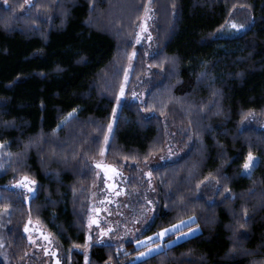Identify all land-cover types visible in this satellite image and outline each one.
I'll list each match as a JSON object with an SVG mask.
<instances>
[{"label":"trees","instance_id":"1","mask_svg":"<svg viewBox=\"0 0 264 264\" xmlns=\"http://www.w3.org/2000/svg\"><path fill=\"white\" fill-rule=\"evenodd\" d=\"M146 8L149 45L138 38ZM231 23L245 27L227 31ZM113 112L104 157L128 189L141 188L154 155L183 153L150 168L147 225L122 242L91 243L87 264H264V0H0L7 264H25L28 219L51 233L61 264L84 263L95 162ZM249 152L257 163L245 175ZM19 176L36 182L28 202L6 188ZM188 217L182 230L198 234L136 259L147 249L137 240Z\"/></svg>","mask_w":264,"mask_h":264},{"label":"rangeland","instance_id":"2","mask_svg":"<svg viewBox=\"0 0 264 264\" xmlns=\"http://www.w3.org/2000/svg\"><path fill=\"white\" fill-rule=\"evenodd\" d=\"M32 0H25V4L29 5ZM151 19L152 14L149 8H146L142 20L139 25V39H144L148 45L150 44L151 37ZM227 31L237 32L240 29H234L231 27V24L226 28ZM135 55V49L130 55L128 67L132 64ZM119 102L116 101L115 109L119 107L121 99V90L119 95ZM115 112L110 119V124L112 125L111 129H109L105 134L107 136V141L104 137V142L102 146V150L100 153V157L95 162V178H94V190L90 196V205L87 214L88 220V231L85 239V248H84V263L88 262V249L91 243L93 242H104V243H118L122 242L127 238L133 237L135 234L140 232L151 219L154 208H155V194L152 192L154 190V184L152 181L150 182L149 178V170L151 167L158 166L164 162L172 161L181 156L183 153L182 149H173L168 147L166 150L160 154L154 155L150 158V160L146 163V166L143 171L142 180H141V188L136 190H130L124 184V177L120 170L115 169L114 167L98 168L97 164H102L105 166H110L105 161V151L109 139L112 134L113 125L115 121ZM173 149V150H172ZM254 162L250 168V171L245 172L242 168L241 173L245 175H249L251 173L252 168L257 163V156L254 155ZM24 176H19L16 180L8 183L6 188L10 190L21 191L24 194V199L26 202L30 200V198L35 193V185H30L33 188L31 193L28 192L26 188L22 185L17 186L16 181L21 180ZM28 177V176H27ZM30 180H33L31 177H28ZM151 201V203H149ZM3 214V212H2ZM6 219L3 214L0 217V226H3L4 220ZM186 226L189 227L193 222H188L185 220ZM26 225H28V232H24L30 242V248L26 254L25 264H61L60 260V252L57 246L54 243L53 236L51 233L42 229L37 222L32 219H28ZM181 227L177 231H173L168 235L174 234V238L171 240V243H165L163 238L153 237L151 241H146L145 238L139 241H144L142 244H137V247L147 246V249L152 248L154 245H161L160 248L155 251L149 252L148 255H152L156 252L163 250L169 246H172L180 241H183L187 238H190L200 232L199 226H193L189 229H193L191 233L188 235H183L184 233H188L189 229L183 231ZM199 230H196V229ZM179 233V235H178ZM29 236L32 237L29 240ZM47 236L48 239L44 237ZM153 236V235H152ZM3 235L0 230V260L7 264V256L5 253L4 240L2 239ZM47 249V251H45ZM146 249L143 251L145 252ZM147 255V256H148ZM147 256H140L139 254L136 256L137 260L145 259Z\"/></svg>","mask_w":264,"mask_h":264},{"label":"snow or ice","instance_id":"3","mask_svg":"<svg viewBox=\"0 0 264 264\" xmlns=\"http://www.w3.org/2000/svg\"><path fill=\"white\" fill-rule=\"evenodd\" d=\"M231 27L234 28V29H241L243 27H245V25H238L236 23H231ZM123 95V85L121 86V96ZM120 100V96L117 97V101L119 102ZM75 111V110H73ZM115 111V109H114ZM71 115V114H70ZM112 125L109 124V129H111ZM108 137L106 136L105 137V140L107 141ZM103 152V150H102ZM254 156L251 152L248 153V156L242 166L243 170L245 172L247 171H250V168L252 166V163L254 162ZM98 168H105L106 172H107V169L110 168L111 166H105V165H102V164H97L96 165ZM150 175V173H149ZM35 181L34 180H30L27 176H24L21 178V180H18L16 181V184L17 186H23L24 188H26L28 190L29 193H31L33 191V188L30 186V185H35ZM218 190V189H217ZM227 191V189H226ZM149 203H151V201H149ZM187 221L188 222H193L195 221V217H188L187 218ZM186 226V222L185 221H178L176 224H173V225H170L169 227L167 228H162L159 230V232L157 233H153V236H149V237H145V240L146 241H151L153 239V237H157V238H163L165 237L167 234L173 232V231H177L178 232V229L181 228V227H184ZM241 227H243V225H241ZM28 225H25V232H28ZM196 230H199L198 228ZM193 231V229H189V232L188 233H184L183 235H188L189 233H191ZM179 235V233H178ZM45 239H48L47 236L44 237ZM32 237L29 236V240H31ZM137 244H142L144 243V241H139L137 240L136 241ZM168 243H171V241H168ZM161 245L159 244H156L154 245L152 248H149V249H146L145 252H141L139 253L140 256H147L149 254V252H152V251H155L156 249L160 248ZM45 251H47V249H45ZM58 264V262H57Z\"/></svg>","mask_w":264,"mask_h":264}]
</instances>
